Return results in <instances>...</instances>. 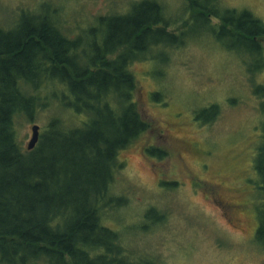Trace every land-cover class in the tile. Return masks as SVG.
<instances>
[{
  "label": "trees",
  "instance_id": "obj_1",
  "mask_svg": "<svg viewBox=\"0 0 264 264\" xmlns=\"http://www.w3.org/2000/svg\"><path fill=\"white\" fill-rule=\"evenodd\" d=\"M185 10L189 17L179 29L158 0L101 17L97 28L75 38L52 12L24 17L10 31L0 27V264H157L134 260L105 223L110 209L127 203L113 193L126 167L121 153L153 128L140 110L132 64L206 37L242 55L250 76L264 72V22L254 12L221 0H185ZM55 79L61 85L51 92L82 115L81 124L53 119L29 151L16 120L32 118L41 99L25 85L39 92ZM254 92L263 99V86ZM216 110L203 113H213L206 124ZM152 153L166 156L163 149ZM262 154L264 174V148Z\"/></svg>",
  "mask_w": 264,
  "mask_h": 264
},
{
  "label": "rangeland",
  "instance_id": "obj_2",
  "mask_svg": "<svg viewBox=\"0 0 264 264\" xmlns=\"http://www.w3.org/2000/svg\"><path fill=\"white\" fill-rule=\"evenodd\" d=\"M140 1L0 0V27L10 31L24 17L52 12L66 26L64 33L75 38L97 28L99 18L127 14ZM158 1L174 27L181 28L189 17L185 0ZM221 3L249 9L264 22V0ZM211 40L190 41L168 50V55L158 50L153 59L131 66L140 110L153 128L121 153L126 167L117 176L113 193L127 203L117 211L110 209L105 223L119 234L134 260L264 264L259 251L264 249V97L254 92L256 86L264 87V72L250 76L242 55ZM52 85L60 86V79L43 84L39 92L25 85L41 99L32 118L23 115L16 120L26 149L33 126L44 132L55 118L81 124L82 115L67 111L51 92L57 88ZM215 106L214 114H219L206 124L213 113H203ZM152 147L165 150V158L154 156ZM211 185H219L217 192ZM152 209L155 212L148 217Z\"/></svg>",
  "mask_w": 264,
  "mask_h": 264
},
{
  "label": "water",
  "instance_id": "obj_3",
  "mask_svg": "<svg viewBox=\"0 0 264 264\" xmlns=\"http://www.w3.org/2000/svg\"><path fill=\"white\" fill-rule=\"evenodd\" d=\"M41 136V128L39 126H33L32 139L29 143L28 150L32 151L36 148Z\"/></svg>",
  "mask_w": 264,
  "mask_h": 264
},
{
  "label": "flooded vegetation",
  "instance_id": "obj_4",
  "mask_svg": "<svg viewBox=\"0 0 264 264\" xmlns=\"http://www.w3.org/2000/svg\"><path fill=\"white\" fill-rule=\"evenodd\" d=\"M218 187H219V185H217V187H214L213 185H211V188L214 191V193L217 192V189L216 188H218ZM215 201H217V200L215 199ZM229 207H232V205H230ZM259 251H260V257L264 261V249H259Z\"/></svg>",
  "mask_w": 264,
  "mask_h": 264
}]
</instances>
